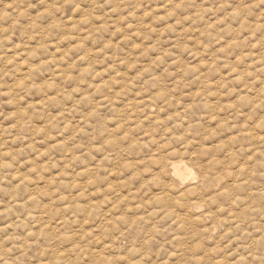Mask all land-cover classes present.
<instances>
[{
    "label": "rangeland",
    "instance_id": "1",
    "mask_svg": "<svg viewBox=\"0 0 264 264\" xmlns=\"http://www.w3.org/2000/svg\"><path fill=\"white\" fill-rule=\"evenodd\" d=\"M71 2L77 7L71 13H64L67 26L60 19L51 20L46 25L39 43L30 45L28 51L17 52L8 61L12 64L16 60H22L20 78L16 80V86L23 87L27 80H34L29 92L37 89V94L42 97L38 100H28L27 106L19 111L20 116L28 117L19 120L21 130L31 128L35 139L29 140L25 137L24 142L20 143L19 137L13 138L10 141L12 147H8L4 153L13 155L18 160L19 171L13 174L14 180L27 185L32 192L28 203H34L35 207L29 210L28 218L39 216L44 222V228L71 226L72 232L63 233L69 238L80 232H83L84 237L100 232L107 235L114 229H119L121 225H127L129 229H142L152 225L154 219L157 223L153 226V231H159V225L163 221L157 218L161 215L164 220L175 217L176 223L182 227L195 228V225L203 224L204 232L211 231L215 235L229 222L228 217L217 216L215 210L206 211L204 216L199 215V212L216 203L215 193L211 196L201 193L200 199H192L186 204L185 197L198 192L194 181L199 177L191 167V162L161 157L159 150L153 145L161 139L159 125H167L164 131L166 138L170 136V139L162 146L167 148L173 140H186V151L181 153L186 156L187 150L197 143L196 139L187 138L192 137L194 131L204 125L205 120L208 122L205 125L209 133L208 140L219 135V129L210 125L219 120V128L227 127L228 121L220 115L213 114L209 117L205 111L197 112V109H207L217 103L213 99L217 96V84L221 88L228 87L231 74L222 73L218 64L223 62L228 47L236 42L230 41L229 45H225L221 38L219 44H206L203 37L211 38L215 24L201 28L207 19L202 12H198L200 20H194L193 14L188 12L178 24L170 19L177 14L176 10L169 9L166 15L164 4L154 0L149 3V8L144 13L145 26L152 28V34L137 31L134 36H120L117 39L118 34L123 31L119 24L113 26L114 30L109 35V25H96L93 18L98 20L101 17L91 8L85 9L94 5L95 0ZM81 11L84 12L83 15H80ZM18 12L21 23L32 15L31 9L25 10L22 7ZM47 15H50V9L42 10V17ZM149 17L152 19L149 20ZM33 20V27L41 22L36 20L34 15ZM218 22L223 23V18H219ZM60 30H63V34L57 40L54 36ZM157 32L159 37L164 39L154 38ZM185 34L187 38L181 42ZM133 39V47H124L126 41ZM162 44L165 46L162 47ZM17 47L23 49L24 46L18 44ZM209 53L211 59H201ZM25 56L27 59L23 58ZM168 57L176 59L168 60L165 64ZM176 64L180 67L177 68ZM205 70L209 74L208 79L200 75ZM232 71L235 73L238 69L233 68ZM194 73L197 75L193 76ZM221 74L223 79L211 78ZM148 76H151V79L141 88L139 81ZM9 78H13L11 74ZM86 88L91 91H86ZM152 88L156 90L149 94ZM177 92L179 98L173 95ZM81 93L83 95H80ZM164 97L168 98L169 107H160L159 114H156V103ZM173 102L175 108L171 107ZM105 104L111 108V115H104L108 111ZM144 104L151 107L141 115L139 113ZM233 106V101L222 97L220 107L216 111L223 114ZM16 116L17 113L12 112L9 119ZM94 120L99 121L96 127L100 131L109 133L102 143L98 142L101 137L96 132L91 133L92 140H89V130ZM111 125L115 127H109ZM16 127L15 124L5 123L0 125V131L7 135ZM117 133L122 135H116ZM134 133L138 134V138L132 139ZM129 139L131 144L121 149L128 159L118 156L117 161L122 162L118 167L112 166L111 175L105 178L102 173L113 164L112 154L105 153L101 156L99 153L103 152L106 145L115 148L122 140ZM229 139L234 140L235 137ZM73 141L77 143L70 147ZM86 142L91 145L85 150V154L91 157L90 162L77 151V148L84 147ZM226 144L227 141L217 143L216 151L219 152ZM148 147H151V156L146 155ZM212 150L210 143L203 144L198 152H192V157H203ZM178 152V148L173 149L170 155H176ZM81 161L87 164V169L76 168L77 175H73V167ZM223 162V158L217 156L208 163L211 167ZM161 163L166 165L165 175L167 165H171L174 175L191 187L183 193L173 195L177 186L166 182L161 172L156 171ZM205 175L208 173L205 172ZM112 177L118 179L112 180ZM105 179L111 180V183H106L104 187H95ZM221 179L224 177L221 176ZM58 182L60 187H56ZM53 188L56 189L58 198H53ZM61 188H67L68 191H61ZM113 191L117 192L116 197L105 194ZM223 191L229 192L230 189ZM10 200L12 196L0 191V215L13 211L11 205L7 209L4 207ZM16 203L17 206L26 207L23 201L17 200ZM224 210L225 207L221 205L220 211ZM21 220L27 223L23 218ZM205 221L211 223L205 224ZM199 231L200 229L195 228V234H199Z\"/></svg>",
    "mask_w": 264,
    "mask_h": 264
},
{
    "label": "clouds",
    "instance_id": "2",
    "mask_svg": "<svg viewBox=\"0 0 264 264\" xmlns=\"http://www.w3.org/2000/svg\"><path fill=\"white\" fill-rule=\"evenodd\" d=\"M150 2L152 0H95L94 5L85 9L91 8L101 17L98 20L93 18L96 25H109V35L114 30L113 26L119 24L123 29L117 36L119 39L120 36H134L137 31L152 34V28L145 26L144 15ZM154 2L164 4L166 15L169 9H175L177 14L170 19L178 24L184 20L188 12L193 14L194 20H200L201 16L198 12H202L207 19L204 20L201 28L215 24L211 38L203 37L206 44H219L221 38L225 45H229L230 41L236 42L228 47L223 62L218 64L222 73L231 74L228 87L221 88L217 84L215 88L217 96L213 98L217 103L207 109L203 107L197 109V112L205 111L209 117L213 114L220 115L222 119L228 121L227 127L219 128V120L214 125H210L219 129V135L208 140L209 133L205 128L208 122L205 120L204 125L194 131L192 137L187 138L196 139L197 143L187 150L186 156L181 155L186 151L184 148L186 140H173L169 147L162 146L167 143V139H170V136L166 138L164 131L167 125H159L161 139L153 145L159 150L158 154L161 157H167L170 160H189L191 167L197 173L199 179L195 180L194 184L198 192L185 197L184 202L187 204L192 199H200L201 193L204 196L215 193L216 203L205 211L199 212V215L204 216L206 211L215 210L217 216H227L229 222L224 224L215 235L211 231L204 232V225L197 224L195 228L200 231L199 234H195V228L182 227L181 224L176 223L175 217L164 220L161 215L157 218L163 221L159 225V231H153V226L157 223L154 219L152 225L142 229H129L127 225H121L119 229H114L107 235L100 232L84 237L83 232H80L74 233L69 238L63 233L72 232L71 226L44 228V222L39 216L34 219L28 218L29 210L35 207L34 203H28L32 192L27 185L14 180L13 174L19 171L18 160L13 155L4 153L8 147H12L10 141L13 138L19 137L20 143L24 142L25 137L29 140L35 139L31 128L21 130L19 120L28 117L20 116L19 111L27 106L28 100H38L42 97L37 94L39 92L37 89L29 92L34 80H27L23 87L16 86V80L20 78L19 69L22 60H16L12 64L8 61L17 52L28 51L30 45L39 43L45 33L46 25L51 20L60 19L67 26L64 13L66 11L71 13L77 5L71 0H0V125L5 123L17 125L7 135L0 131V191L12 196V200L4 207L7 209L11 205L13 209L11 212L6 211L0 215V264H264V0H199V2L197 0H154ZM21 7L32 11V15H29L23 23L19 22L18 9ZM46 9H50V15L42 17V10ZM83 14L84 12L81 11L80 15ZM33 15L36 20L41 21L36 27L32 26L35 23ZM221 17L223 23L218 22ZM45 21L47 23H44ZM131 25L135 27H130ZM88 27L91 30V25ZM62 34L63 30H60L54 38L59 40ZM81 38L86 37L81 36ZM154 38L164 39L159 37V32ZM186 38L187 34L181 38V42ZM199 38L201 37H197ZM18 44H22L23 49L18 48ZM134 45L135 39L126 41L124 47ZM164 46L162 44V47ZM193 46L195 47V43ZM23 58L27 59L26 56ZM128 58L131 59V57ZM204 58L211 59V53L201 57V59ZM175 59L176 57H168L165 59V64L168 60ZM176 67L179 68L180 65L176 64ZM233 68L238 71L233 73ZM9 74L13 78H9ZM195 75L197 74L194 73L193 76ZM200 75L204 79L209 78L207 70ZM211 78L223 79L224 77L221 74ZM148 79H151V76L139 81L141 88ZM85 90L91 91L87 88ZM155 90L152 88L149 94ZM44 94L46 95L47 92L45 91ZM173 95L179 98V92ZM222 97L234 103V106L226 109L223 114L216 111L220 107ZM61 99L64 98L61 97ZM149 107L151 105H142L139 114L144 115V110ZM160 107L166 109L169 107L167 97L156 103V114H159ZM171 107H176L175 102ZM105 108H108V111L104 115H111V108L107 104ZM54 111H60V109H54ZM12 112H16L17 116L9 119ZM98 123L97 120L93 121V126L89 130V140H92L91 133L96 132L101 137L98 142L102 143L103 138L109 133L100 131L96 127ZM109 127H115V125ZM116 135H122V133ZM230 137L235 139H229ZM135 138H138L137 133L133 134L132 139ZM220 141H227V144L217 152L215 145ZM76 143L77 141H73L69 146L74 147ZM209 143L213 146L212 151L203 157H192V152H198L203 144ZM130 144L131 139L122 140L115 148L111 145L104 146L103 152L99 155L110 153L113 161V164L102 173L105 178L111 175L112 166L118 167L122 162L117 161L118 156L128 159L127 154L121 149ZM90 146V143L86 142L84 147L77 148V151L89 162L91 157L85 154V150ZM176 148L179 152L176 155H170ZM152 154L151 147L146 148V155ZM217 156L222 157L224 162L209 167L208 162ZM200 165L205 167L201 168ZM165 166L161 163L156 171L161 172L166 182L177 186V191L173 195L183 193L191 187V185H185L183 179L174 175L171 165H167L165 175ZM80 167L87 169V164L83 161L78 162L72 169L73 175H77L76 168ZM205 172L208 173L207 176ZM36 176L39 179L38 174ZM221 176L224 179H221ZM111 179L117 180L118 177ZM106 183H111V180L105 179L95 187H104ZM56 187H60L59 182ZM224 189H230V191L224 192ZM61 191H68V189L61 188ZM105 194L117 196L116 191ZM53 198H58L55 188H53ZM17 200L23 201L26 207L17 206ZM221 205L225 207L223 212L220 211ZM160 207L163 208L164 205ZM21 218L27 223H23ZM210 223L205 221V224ZM38 224L40 227H37Z\"/></svg>",
    "mask_w": 264,
    "mask_h": 264
},
{
    "label": "bare ground",
    "instance_id": "3",
    "mask_svg": "<svg viewBox=\"0 0 264 264\" xmlns=\"http://www.w3.org/2000/svg\"><path fill=\"white\" fill-rule=\"evenodd\" d=\"M177 169V168H176Z\"/></svg>",
    "mask_w": 264,
    "mask_h": 264
}]
</instances>
